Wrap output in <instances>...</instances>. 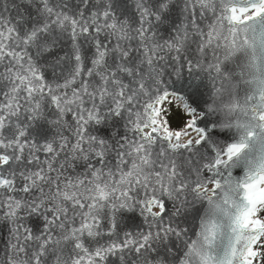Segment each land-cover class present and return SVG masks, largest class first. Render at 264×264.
Instances as JSON below:
<instances>
[{
	"label": "snow or ice",
	"instance_id": "snow-or-ice-1",
	"mask_svg": "<svg viewBox=\"0 0 264 264\" xmlns=\"http://www.w3.org/2000/svg\"><path fill=\"white\" fill-rule=\"evenodd\" d=\"M0 264H264V0H0Z\"/></svg>",
	"mask_w": 264,
	"mask_h": 264
}]
</instances>
